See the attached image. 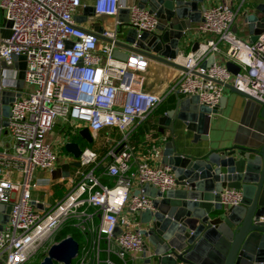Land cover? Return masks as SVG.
Here are the masks:
<instances>
[{"label": "built area", "instance_id": "obj_1", "mask_svg": "<svg viewBox=\"0 0 264 264\" xmlns=\"http://www.w3.org/2000/svg\"><path fill=\"white\" fill-rule=\"evenodd\" d=\"M82 6V0H0V92L17 87L18 71L10 67L15 65L14 57H26L25 86L12 103L9 118L15 145L12 154L0 158V203L12 207L0 232L1 264H29L44 242L72 220L74 228L92 237L87 247L80 245L73 264H102L97 254L102 239L117 247L113 252L117 260L109 258L105 264H126L129 256L146 251L137 217L153 211L154 200L143 194V188L152 186L165 193L177 186L170 166L154 164L161 158L159 147L153 146L137 164L132 160L133 130L168 97L145 88L144 74L154 60L141 53H130L125 61L116 58L118 28L101 34L107 41L83 30L75 23ZM123 9L128 10L129 27L139 36L157 31V15L137 2L94 0L93 4L96 16L118 17ZM235 18L228 4L205 8L197 31L208 37L197 51L178 56L176 63L183 68L170 92L198 97L201 105L215 109L229 84L264 103V34L255 43L238 37L232 30ZM223 50L228 62L241 68L237 75L217 59L209 68L202 66ZM59 120L73 128V135L85 128L92 137L106 129L122 135L102 161L114 185H103L96 174L98 151L82 149L74 189L48 212H41L32 199V189L39 184L34 174L53 173L58 167L60 156L48 137ZM6 164L20 171V182L3 176ZM242 201L240 190L226 188L221 194L225 208Z\"/></svg>", "mask_w": 264, "mask_h": 264}, {"label": "water", "instance_id": "obj_2", "mask_svg": "<svg viewBox=\"0 0 264 264\" xmlns=\"http://www.w3.org/2000/svg\"><path fill=\"white\" fill-rule=\"evenodd\" d=\"M136 1L141 8H149L157 15L159 26L156 32H142L139 36L137 29L129 27V16L126 21H120V34L126 31V39L117 41L116 45L128 51L123 60H127L130 53H141L154 61L182 69L176 60L181 50L190 44L193 25L201 23L206 0ZM256 11L261 17L246 15L252 43L264 34V5H259ZM123 13L128 14V10H121L120 14ZM100 34L98 36L102 38ZM199 47L197 41L191 51L195 52ZM115 57L122 59L118 50ZM216 59L210 56L202 66L209 68ZM14 61L15 65L10 69L18 71L17 87L22 91L26 57H14ZM2 66L7 68L5 64ZM226 66L234 75L241 70L233 62ZM226 87L260 106L258 127L247 143H236L203 157L179 152L174 138L166 143L162 164L172 168L176 188L165 193L152 186L143 188V194L154 200V210L140 215L141 234L146 248L152 253L150 264H264V103L250 99L232 85ZM1 96L3 116L9 119L11 105L21 94L5 90ZM224 100L223 97L219 107L223 106ZM170 103V109L165 111L160 123L174 134L176 123L180 122L184 131L195 134V141H208L211 116L218 113V108L201 105L198 97L183 98L177 94ZM79 136L89 144L93 142L87 128L81 130ZM65 150L74 161L62 165L54 173L67 178L72 168L81 167L82 148L78 143L70 142L65 145ZM226 188L242 192L240 206L223 207L221 194ZM11 208L0 203V232L9 221ZM119 232L118 229L116 234ZM79 253V242L67 237L50 248L41 264H73Z\"/></svg>", "mask_w": 264, "mask_h": 264}, {"label": "crops", "instance_id": "obj_3", "mask_svg": "<svg viewBox=\"0 0 264 264\" xmlns=\"http://www.w3.org/2000/svg\"><path fill=\"white\" fill-rule=\"evenodd\" d=\"M82 1L83 6L78 10L75 19V23L80 28L98 34L118 28V41H125L126 31L120 34L121 26H118V22L126 21L129 16L127 13L119 14L118 17L96 16L93 13L94 0ZM127 2L138 3L136 0H127ZM223 4L230 5L236 13V18L232 25L233 32L238 37L251 42L246 15L255 14L261 17V14L256 11V8L259 5H264V0H206L204 7L210 8L212 6H220ZM199 24L200 23L193 25L190 44L181 50L180 55L191 53L193 43L197 41L205 42V39L208 36L204 37L198 33L197 29ZM9 34V31H4L5 37L9 36ZM101 40L107 41L104 37H102ZM225 48L226 47L223 46L224 50ZM118 51L121 55V60H123V57L128 51L122 48H118ZM217 62L219 64H226L228 62L225 51L217 58ZM180 70L181 69L178 67H172L158 61H151L148 71L144 74L145 88L147 90L158 94L165 93L168 97L144 122L140 123L133 130L130 136L129 142L134 149L132 160L135 164L141 159L149 156L153 146L159 147L162 151L160 160L154 164H162L165 145L173 138L175 139L179 152L184 153L185 155L203 157L212 151H219L232 147L236 143H247L254 130L258 127L261 112L260 106L250 101L245 96L236 93L229 88H225L224 104L223 106L218 107L217 114L211 116L208 141H195V134L190 131H184L180 122L176 123L175 133L173 134L166 126L160 123V119L164 116L165 111L170 109L169 103L176 95L175 92L170 91L178 78ZM7 91L20 94L22 92L15 86L9 87ZM1 94L2 92H0V158L4 153L12 154L15 145L14 139L8 130L9 119H6L3 116ZM72 133L73 128L69 124L59 120L53 132L48 137V141L54 146L57 154L60 156L58 167L55 171L61 168L62 165L73 161L72 155L66 152L65 145L62 144V142H64V144L68 142L77 143V140L73 139V137L77 135H73ZM92 138L93 148L90 149L98 151L101 157L100 164L96 169V174L103 185L110 186V184H107V182L111 181V178L106 175L107 163L105 162L102 164V161L105 159L109 151L117 147L122 139V135L115 130L106 129L100 132L96 137L93 136ZM85 142L87 141L85 140ZM73 169L75 168H72L71 174L67 178L61 176L59 173L55 174V171L53 173L42 171L35 172V179L39 181V184L38 187L32 189V199L39 211L48 212L57 203L65 199L74 189L78 175L77 169H75L74 172ZM2 172L3 176L15 182H20L22 180L20 171L9 164L2 166ZM112 181L114 182V180ZM134 193H137V190L134 191ZM137 220L142 226L140 216L137 217ZM79 243L83 246L80 241ZM98 247L99 251L97 250V254H99L102 264H105V261L109 258L117 260L113 253L117 249L114 242L102 239L98 243ZM151 255L152 253L146 248V251L143 253H139L136 256H129L126 264H150L148 261L151 258ZM151 264L157 263L152 262Z\"/></svg>", "mask_w": 264, "mask_h": 264}, {"label": "rangeland", "instance_id": "obj_4", "mask_svg": "<svg viewBox=\"0 0 264 264\" xmlns=\"http://www.w3.org/2000/svg\"><path fill=\"white\" fill-rule=\"evenodd\" d=\"M73 139H76L77 143L80 145V147L82 149L88 147V148H93V143L89 144L87 142H85V140L80 137L79 135L73 137ZM82 171H85V168H81ZM75 171V169H73V172ZM95 222H98V217H96ZM76 221L72 220V221H68L65 225L70 224L73 228V224H75ZM64 225V226H65ZM64 226L57 232L55 233L52 237H50L47 241L44 242L42 248L36 253V255L33 257L32 261L29 264H41V262L44 260V258L48 255L49 249L54 245L60 242V234L64 228ZM81 235H82V240L80 241L81 244L83 246L87 247V241H90V239L92 240L91 236H86L84 234H82L81 231H78Z\"/></svg>", "mask_w": 264, "mask_h": 264}, {"label": "trees", "instance_id": "obj_5", "mask_svg": "<svg viewBox=\"0 0 264 264\" xmlns=\"http://www.w3.org/2000/svg\"><path fill=\"white\" fill-rule=\"evenodd\" d=\"M112 180L113 179H111V181L107 182V184H110V186H113L114 182ZM69 236L73 237L78 242L82 240L81 239L82 235L78 232V230L74 227L72 228V226L70 224H67L64 226V228L60 234V241H62L63 239H65Z\"/></svg>", "mask_w": 264, "mask_h": 264}]
</instances>
